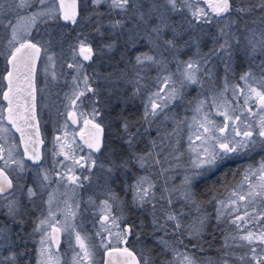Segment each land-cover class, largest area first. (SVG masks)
I'll list each match as a JSON object with an SVG mask.
<instances>
[{
    "label": "snow or ice",
    "instance_id": "snow-or-ice-1",
    "mask_svg": "<svg viewBox=\"0 0 264 264\" xmlns=\"http://www.w3.org/2000/svg\"><path fill=\"white\" fill-rule=\"evenodd\" d=\"M81 3L82 0H0V24L10 31L6 59L11 66L3 77L7 87L2 98L7 105L0 106V124L7 121L20 134L22 156L37 165L35 186H29L23 175L28 170L24 160L14 154L19 145L6 148L0 143V264H30L27 243L37 236L36 264H60V237L64 233L73 248L67 264H97L99 249L109 257L105 264H264V160L244 168L236 183H230V173H224L217 181L224 188L223 198L214 194L202 201L195 191L197 181L210 179L233 159L257 148L264 151V0H88L84 14ZM185 10L187 15L173 19V14ZM114 14L122 18L108 20L113 38L107 43L93 48L89 37L81 32L68 45L72 62L66 66L74 69L75 75L71 94H65L68 103L64 140L55 137L58 150L53 152L54 158L62 156L63 160L55 161L52 169L46 168L37 146L43 140L36 121L35 76L43 54L45 74L53 81L58 79L57 53L52 49L63 38L49 32L46 39L35 40L32 30L38 23L58 25L65 21L78 26L91 22L96 34L104 36L103 17ZM128 22L131 27H127ZM213 25L214 32L205 30V26ZM144 41L148 51L128 55ZM118 46L124 49L120 58L124 67L118 72L89 75L84 62H94V56L102 57ZM181 54L187 59H180ZM170 63L175 64V72L170 70ZM153 68L157 71L155 90L147 84ZM125 85L132 86L130 96L126 95ZM190 85H198L204 96L187 101L194 104L196 113L187 124L191 130L190 171L179 185L169 186L165 178L158 189L154 177H164L170 171L164 167L169 158L179 161L185 155L177 150L179 140L171 138L186 121L176 119L167 110L185 100L184 90ZM137 97L142 100L143 111L134 116L127 113L125 104ZM85 103L90 111H84ZM109 107L118 142L111 149L104 143L102 125ZM213 115L222 116L223 122L217 123ZM157 118H161L159 123ZM67 119L72 124L82 121L84 127L91 125L96 131L89 139L81 136L83 145L77 144L74 135L68 139ZM168 119L176 125L172 132L160 127ZM10 131L0 127V133ZM141 143L143 149L139 147ZM84 146L87 155L78 156ZM98 153H107V163L98 159ZM77 168L86 170L83 179L76 174ZM93 169H99L103 179L97 187L102 188L104 198L99 204L91 196L87 201L100 209L99 228L94 234L98 242L78 231L76 223L81 214L78 193L85 180L94 179ZM115 184H120L121 191L131 198H122L113 188ZM61 186L66 189L61 193L64 199L56 195ZM209 191L217 193L219 189L213 183ZM213 201L214 215L205 208V203ZM186 208L190 209L187 213ZM134 212L147 219L125 224ZM213 227L223 235L218 257L197 256L189 245L204 251L205 235H211ZM129 237L140 242L138 252L126 246ZM237 248L248 250L238 254L234 251Z\"/></svg>",
    "mask_w": 264,
    "mask_h": 264
},
{
    "label": "rangeland",
    "instance_id": "rangeland-1",
    "mask_svg": "<svg viewBox=\"0 0 264 264\" xmlns=\"http://www.w3.org/2000/svg\"><path fill=\"white\" fill-rule=\"evenodd\" d=\"M11 2V0H9ZM88 3V0H82V3L80 4V11L81 14H84V4ZM202 7L205 5L201 4ZM103 11H107L106 8L102 9ZM31 11V10H30ZM89 12H91V7L88 9ZM22 15H26L23 11H21ZM187 10H185L182 14L177 13L173 14V19L179 20L181 19L182 15H187ZM120 19L122 18L120 15L114 14L113 17L105 16L103 17L104 21V27L102 31H104L105 35L100 36L96 34L94 31L95 24L91 22H84L83 24L72 25L69 22L60 21L58 25H53L51 22L48 24H41L38 23L37 27L32 30V36L35 40H43L47 38V33L51 32L53 35H61L63 38V42L61 44L55 45V47L52 49L57 53V60H56V68L55 71L57 73L58 79L56 81L51 80V77L45 74L44 68H45V59L43 54L41 55V59L39 61V67H38V78H37V85H38V117L40 121L41 128L44 129V138L45 139V145H44V155H43V162L41 163L44 167L52 169L55 161L57 160H63V157H53V152L58 150V146L55 144V137L60 136L61 141L64 140V124L66 120V116L64 113L67 111L66 105L67 100L65 99V94H71L70 88H71V82L72 77L75 75L74 69L67 68L66 64L71 63V57L70 53L68 51V45L70 43L75 42V38L78 33H84L89 37V40L91 41L93 48H98L102 46V44L107 43L108 40L112 39L111 30L108 27V20L109 19ZM95 19V18H94ZM6 23V21H5ZM132 23L128 22L127 27H131ZM38 29V30H37ZM205 30L208 32H214L215 25H213L211 28H208L205 26ZM10 36V31L5 30L2 24H0V53H4L3 55H0V67L6 63L7 59L4 60L3 58L7 57V39ZM123 42V37H121V44ZM148 44L146 41L142 42L136 49H132L128 52V55L131 56L137 52L140 51H148ZM63 49V52L61 51ZM206 50V48H205ZM124 52V49L121 46H118L113 52L106 53L102 57H95L93 58L94 62H87L85 61V67L89 75H92L94 72H98L101 74H108L111 72H118L120 69L124 67L123 62L121 61V54ZM191 54L190 52L188 53ZM114 56L117 57L118 62L113 60ZM180 59H187L186 55L181 54ZM3 68V67H2ZM169 68L171 71H176V66L174 63L169 64ZM51 71V69H49ZM3 74H0V106H4L3 100L1 98V93L3 89L5 88L3 86L2 80H3ZM152 79L147 80V84L149 87H151L153 90L158 86L155 83V77L157 75L156 69H151L148 74ZM98 83L103 85L102 80H98ZM96 86L95 84L93 85ZM126 90H131V85H125L124 86ZM201 89L198 85H190L184 90V96L185 100L183 102L177 101L174 104L170 106V108L167 110L171 114H173L176 119L186 121V123H183L180 125V128L177 130V134L173 135L171 138L173 141L179 140V145L177 146L178 152H184L185 155L181 157L179 161L172 160L169 158L168 163L164 165V167H169L170 171L166 172L164 174V177H154V179H157V187L159 189L160 184L163 183L164 179L167 178L169 182V186L172 185H179L184 175L190 171V166L188 165V136L191 134V130L187 126L188 123H191V118L196 115V113L193 111L194 104H189L187 101L194 100L198 96L200 98H204V96H201ZM102 95L106 98L107 93L104 92ZM138 107H133L134 103L130 106L131 112L134 116H139L143 111L142 106V100L140 97H137ZM242 103V98H241ZM128 103L125 104L127 106ZM84 111H90V106L85 103ZM110 110V107L105 110V115L102 118V125L104 126V143L106 146H108L109 149L116 147L118 142L115 140V132L116 128L112 124V115L107 114V112ZM207 110V109H206ZM213 112H215V109H212ZM214 119L217 123L223 122V117L219 115H213L211 117ZM244 117H242L243 119ZM255 119V118H253ZM161 118H157V123H159ZM99 122V121H98ZM67 129L66 131L69 133L68 139L71 140L73 135L75 136V140L77 144L83 145V141L78 137L79 130H83V124L82 121L79 122L78 127L74 126L72 124L71 119H67ZM0 127H6L11 130L10 126L6 123V121L3 122V124H0ZM161 130L165 132H172L174 128H176L175 123L172 119H168L166 121H163V123L160 124ZM0 135H3L4 139L0 140V143H4L5 147L7 148L11 144H17L18 140L16 139L15 133L13 130H11L8 133H0ZM152 136H156V128L155 125L152 129ZM146 142V140H145ZM196 143H199L198 141ZM75 147V145H73ZM141 149L144 148V143H141L139 145ZM170 149H166L165 151H169ZM103 151V150H102ZM88 152V149L86 146H84V151L79 152L78 156L83 155L86 156ZM17 158H23L22 152L19 151L14 153ZM99 160L104 161L107 163V153L104 155L101 154H95ZM264 160V151H262L260 148H257L255 151L245 155L241 156L239 158L233 159L231 162L234 163V165L238 166L237 175L233 179L232 183H236L241 180V172L244 168H247L250 165H258V163ZM25 167L28 169L23 175L25 177V181L29 186H35L33 184V181L36 180V173L35 168L30 166V164L27 165L26 161H24ZM65 163L70 164L71 161H65ZM176 164H179V167H175ZM32 167V168H31ZM155 171V169L153 170ZM94 174V179L89 182L87 180L84 181V187L79 190L78 198L80 200V206H81V214L77 217L76 223L78 225L77 230L81 231L82 234L87 233L88 236L92 237L93 240L99 241V237H96L94 234L99 228V224L97 223L100 209L95 206H90L87 204L88 198L91 196L93 200L96 201L97 204L100 203V201L104 198L102 193V188L97 187L98 184H103V179L100 174L99 169H93L92 170ZM30 173V175H29ZM76 174L81 175V179H83V175H87V172L85 169L77 168ZM53 187H56L55 184L52 185ZM113 188L117 193L120 194L122 198L130 199V194H126L125 192L121 191V185L115 184L113 185ZM66 189L61 186L59 188V191L56 193L58 198L64 199L63 196H61V193L65 192ZM71 194V193H69ZM224 190L221 194H215L218 196H221L223 198ZM44 198L46 199V193ZM39 202V201H38ZM215 202L213 201L208 205V208L206 210L210 213L215 214V208H214ZM257 208H259V204H257ZM115 211V209H114ZM190 209L186 208L185 212H189ZM243 211V209H242ZM248 211H252V208L250 207ZM195 212H192V217L194 218ZM144 217V218H143ZM147 219L145 215L142 213H130L128 219L124 222L125 224H139L141 220ZM124 224L121 225L123 227ZM223 227V225L221 226ZM249 227H252L250 224ZM31 230V226L29 225V231ZM63 240L61 243V247L59 249V256H60V264H67V261L70 260L71 256L73 255V248L69 247V241L67 238V233L62 234ZM39 236L35 238V240H29L27 243V248L29 250L30 256V264H36V258H37V249L39 247L38 241ZM143 239V237H142ZM221 243L218 244V246L215 245L213 249H220L221 244L223 242V239L220 238ZM129 243L134 244L135 248L134 251L138 252V249L140 248V242L135 240L134 237H129ZM148 243L149 247H152L151 241H146ZM187 243V241H185ZM72 245L75 246L74 239L72 240ZM190 250L196 254L199 257L202 258H216L219 255V252L215 253H200L196 249H191V246L189 245ZM248 249H234L238 254H242L243 252H246ZM104 251L103 249L98 250V254L96 256L97 264H102L103 258H104ZM234 264H239L238 261H235Z\"/></svg>",
    "mask_w": 264,
    "mask_h": 264
},
{
    "label": "trees",
    "instance_id": "trees-1",
    "mask_svg": "<svg viewBox=\"0 0 264 264\" xmlns=\"http://www.w3.org/2000/svg\"><path fill=\"white\" fill-rule=\"evenodd\" d=\"M113 60H115L116 62H118V59L116 56H114V58H112ZM4 60H6V58H3V62H5ZM5 66H1L0 67V74L2 75L3 72L6 71V63H4ZM3 67V68H2ZM126 95L130 96L131 95V90H126ZM132 103H134L133 107H138V102L137 99L135 98L134 100H132L131 102H128V105L125 106L127 113H130L131 111V105ZM118 110H124V109H118ZM112 112V109L110 108V110L107 112V114L110 115V113ZM134 114V113H133ZM132 114V115H133ZM238 171V166L234 165V163H232L231 161L227 163V165L222 169V171L217 172L214 176H211L210 179L208 180H199L197 181V187L195 188V191L198 193V198L201 199L202 201H207L209 199H211V197L214 194H221L224 190L223 186L219 183H217V181H219L222 177L224 173H230V175L228 176V180L230 183L233 182V179L235 178V176L237 175ZM231 173H235V175H231ZM213 183L216 184V188L219 189V192L217 193H213L212 191H209V186L212 185ZM210 203H205V207L208 208V205ZM144 218V217H143ZM146 220V219H144ZM211 235L206 234L205 235V243H204V251H198V252H202V253H215L218 250L217 249H213V247L218 246L219 243H221L220 238L223 239V235L221 233V231L217 230L215 227H213L211 229ZM128 246H130L133 250L135 248L134 244L129 243L128 242ZM201 253V254H202Z\"/></svg>",
    "mask_w": 264,
    "mask_h": 264
},
{
    "label": "water",
    "instance_id": "water-1",
    "mask_svg": "<svg viewBox=\"0 0 264 264\" xmlns=\"http://www.w3.org/2000/svg\"><path fill=\"white\" fill-rule=\"evenodd\" d=\"M39 61H38V63H37V70H38V67H39ZM10 68H11V66L9 65V68H8V70H10ZM5 75H6V73H5ZM36 80H37V71H36V76H35V86H36V100H35V105H36V109H35V111H36V121L38 122V127H39V132H40V139H42L43 140V144H39V145H37L38 147H39V150H40V152H41V155H42V153H43V150H42V147L44 146V139L42 138V133H41V128H40V121H39V117H38V115H37V113H38V107H37V101H38V96H37V85H36ZM6 81V87H7V80H5ZM4 91H6V88H5V90ZM3 91V92H4ZM4 102H5V104L7 105V101H5L4 100ZM5 105V106H6ZM7 122V121H6ZM10 125V124H9ZM12 127V126H11ZM12 130H14L15 131V129H13L12 128ZM95 129H93L92 127H91V125H89V126H87V127H85L84 128V130H82V131H80L79 132V134H78V137L80 138L81 136L82 137H84V139H89L94 133H95ZM16 132V131H15ZM17 134H18V136H19V139H20V134L18 133V132H16ZM83 141V140H82ZM21 148H22V151H23V145L21 144ZM43 156V155H42ZM24 158L25 159H27V157L26 156H24ZM42 162V161H41ZM60 245H61V243H62V235H61V237H60ZM59 245V249H60V246ZM127 247H130V246H128V245H126ZM131 248V247H130ZM132 249V248H131ZM133 250V249H132ZM134 251V250H133ZM104 255V258H103V262H102V264H105V261H107L108 259H109V257H107L106 255H105V253L103 254ZM113 256L115 257L116 256V254L114 253L113 254Z\"/></svg>",
    "mask_w": 264,
    "mask_h": 264
},
{
    "label": "flooded vegetation",
    "instance_id": "flooded-vegetation-1",
    "mask_svg": "<svg viewBox=\"0 0 264 264\" xmlns=\"http://www.w3.org/2000/svg\"><path fill=\"white\" fill-rule=\"evenodd\" d=\"M8 68H9V65H8V63H7V61H6V71L4 72L3 76H5V73L8 71ZM37 71H38V70H37ZM37 78H38V74H37ZM2 83H3V86L6 88V81H5V79L2 80ZM36 85H37V80H36ZM5 88L3 89V91L5 90ZM3 91H2V93H3ZM2 93H1V98H2ZM37 96H38V85H37ZM2 100H3V98H2ZM3 103H4V106H5L6 104H5L4 100H3ZM37 103H38V101H37ZM37 107H38V105H37ZM37 115H38V113H37ZM7 124H8V123H7ZM8 125H9V124H8ZM78 125H79V122H78L77 124H74V126H76V127H78ZM9 126H10V128H11V130H12L11 125H9ZM40 128H41V126H40ZM84 128H85V127L83 126V130H84ZM80 131H82V130H79V132H80ZM13 132L15 133L16 139L18 140V145H19L20 152L23 153L22 148H21V142H20L19 136H18V134H17L14 130H13ZM44 132H45L44 129L41 128L42 138H44V135H45ZM79 132H78V134H79ZM44 145H45V139H44ZM42 150H43L42 155H44V146L42 147ZM23 157H24V156H23ZM24 161H26L27 165L30 164V166H32L33 168H36V167H37V165H35L32 161H30V160H28V159H25V158H24ZM42 162H43V156H42ZM42 162H41V163H42ZM32 167H31V168H32ZM29 175H30V173H29ZM62 240H63V235H62Z\"/></svg>",
    "mask_w": 264,
    "mask_h": 264
}]
</instances>
